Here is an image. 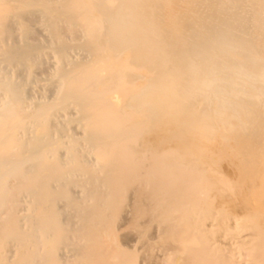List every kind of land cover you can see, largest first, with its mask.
Wrapping results in <instances>:
<instances>
[{"label": "bare ground", "instance_id": "obj_1", "mask_svg": "<svg viewBox=\"0 0 264 264\" xmlns=\"http://www.w3.org/2000/svg\"><path fill=\"white\" fill-rule=\"evenodd\" d=\"M196 96L264 128V0H0V264H119L123 174L189 155Z\"/></svg>", "mask_w": 264, "mask_h": 264}, {"label": "rangeland", "instance_id": "obj_2", "mask_svg": "<svg viewBox=\"0 0 264 264\" xmlns=\"http://www.w3.org/2000/svg\"><path fill=\"white\" fill-rule=\"evenodd\" d=\"M195 100V120L211 115L210 118L216 121L212 128L199 130H193L186 124L189 128L183 134L182 146L177 149L186 148L190 151L183 161L175 162L180 167L178 171H172V166L176 165L173 161L164 160L161 170H154L148 164L152 161L148 160L147 163H141L140 167L132 169V172L123 174L124 178H131L133 181L139 176L146 177L147 182L133 183L128 192L123 194L124 203L112 220L115 226L111 225L115 231L112 230L110 235L115 239L102 236L105 246L103 249H106V253H102H118L119 264H163L164 258V264H208L210 260L211 264L216 261L220 264L223 258L229 260L228 264H234L237 258H242L243 263L250 261L251 264H264V128L259 129L261 112L240 107L225 110L223 113V110L214 105L202 102L198 96ZM243 115H247L244 120L239 117ZM253 130L261 131L258 136L250 135ZM145 165L147 168H142ZM139 190L144 193L138 192ZM156 190L160 192L155 193ZM144 197L161 199L162 203L154 200L150 203L149 199L148 204L145 200L133 204ZM129 204L133 206L129 207ZM138 210L149 213L141 215L142 212L139 213ZM195 225L201 228L198 229ZM254 229L260 231L255 233ZM238 233H242V237ZM241 239H245V242L247 239L250 242L248 245L253 246L254 254L250 252L252 256L251 259H245L247 261L243 258L246 252H240L237 257L236 253L239 251L234 249L237 243H244H241ZM112 243H116V246L118 244L120 248ZM208 243L211 247L213 244L214 248H211L213 255L211 252L207 260L206 249L210 246ZM240 245L238 248L246 251L247 246L245 248ZM114 247L120 250L117 251ZM191 251L196 259L190 255ZM229 252H232L233 257ZM215 254L220 257H212ZM230 258H233L232 261Z\"/></svg>", "mask_w": 264, "mask_h": 264}]
</instances>
